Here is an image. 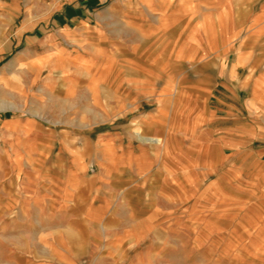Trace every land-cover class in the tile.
Listing matches in <instances>:
<instances>
[{"label": "crops", "instance_id": "crops-1", "mask_svg": "<svg viewBox=\"0 0 264 264\" xmlns=\"http://www.w3.org/2000/svg\"><path fill=\"white\" fill-rule=\"evenodd\" d=\"M219 230L264 239V0H0V261L180 264Z\"/></svg>", "mask_w": 264, "mask_h": 264}, {"label": "rangeland", "instance_id": "rangeland-1", "mask_svg": "<svg viewBox=\"0 0 264 264\" xmlns=\"http://www.w3.org/2000/svg\"><path fill=\"white\" fill-rule=\"evenodd\" d=\"M255 217L263 216L260 211L253 212ZM224 223H220L221 229ZM226 227L228 226L225 224ZM227 230H224V232ZM219 230L213 234H204L205 243L202 246L182 248L179 250L187 256V262L180 264H264V239H246L244 243L234 244L227 235ZM241 241V240H240ZM3 255V254H2ZM202 257L203 261H195V258ZM0 264H30L25 262L18 255L11 254L7 262L0 261Z\"/></svg>", "mask_w": 264, "mask_h": 264}, {"label": "bare ground", "instance_id": "bare-ground-1", "mask_svg": "<svg viewBox=\"0 0 264 264\" xmlns=\"http://www.w3.org/2000/svg\"><path fill=\"white\" fill-rule=\"evenodd\" d=\"M2 107H3V106H2ZM135 134H136L137 136H140V132H139L138 130L135 131ZM136 135H135V136H136Z\"/></svg>", "mask_w": 264, "mask_h": 264}, {"label": "built area", "instance_id": "built-area-1", "mask_svg": "<svg viewBox=\"0 0 264 264\" xmlns=\"http://www.w3.org/2000/svg\"><path fill=\"white\" fill-rule=\"evenodd\" d=\"M70 1H74V0H70Z\"/></svg>", "mask_w": 264, "mask_h": 264}]
</instances>
